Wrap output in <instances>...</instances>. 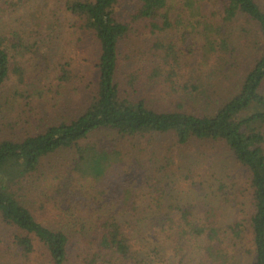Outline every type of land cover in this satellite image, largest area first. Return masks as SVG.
Returning <instances> with one entry per match:
<instances>
[{"label": "trees", "instance_id": "1", "mask_svg": "<svg viewBox=\"0 0 264 264\" xmlns=\"http://www.w3.org/2000/svg\"><path fill=\"white\" fill-rule=\"evenodd\" d=\"M14 15L29 27L15 29ZM256 28L262 54L219 100L216 81L240 64L234 41H247ZM88 40L96 56L91 81L73 59H57L53 66L37 42ZM126 41L147 43L126 55L131 68L123 72ZM175 41L196 55L191 70ZM35 54L37 66L49 65L40 75L43 92L48 88L56 99L64 88L79 91L81 85L83 108L38 134L0 140L1 253L14 251L20 264H31L39 248L49 264H164L168 251L176 264H264L261 0H0V91L17 78L21 91L13 96L25 100L17 122L4 123L5 129L19 126L22 115L26 123L33 118L36 95L27 92ZM203 78L215 82L205 86ZM143 83L171 98L175 108L157 109L147 98L137 99ZM166 135L177 147L194 141L225 145L247 172L250 216L225 220L216 205L225 201L219 191L204 193L203 183L193 182L199 197L179 199L173 156L161 165L149 160L141 183L131 182L122 145ZM62 154L67 164L54 166L53 182L41 185L48 160ZM153 154L159 159L157 149ZM34 188L46 199L44 209L53 203L72 221V231L36 217L24 201ZM232 201L228 196L226 203Z\"/></svg>", "mask_w": 264, "mask_h": 264}, {"label": "rangeland", "instance_id": "2", "mask_svg": "<svg viewBox=\"0 0 264 264\" xmlns=\"http://www.w3.org/2000/svg\"><path fill=\"white\" fill-rule=\"evenodd\" d=\"M264 5V0H261ZM49 10V9H45ZM19 19L17 16H13ZM25 25L20 19L15 22V29H26ZM259 30L254 29L250 38L247 41H234L239 47L240 64L237 66L236 71H231L229 76H225L221 82L216 81L217 90L219 91V96L227 95L235 85V79L242 77L248 68L253 64L255 59L262 54L263 47L259 38ZM36 42V41H33ZM43 46V52L47 53L52 62L53 66L56 65L57 59H73L74 68L85 76L89 81L96 76L95 68V43L91 40L88 41H75L74 44H68V41H37ZM178 48L182 49L183 61L187 62L188 70H191V65L193 64L196 55L190 52V47L184 41H175ZM147 41H126L122 45L123 57L126 55L134 54V50L143 47ZM51 49V50H49ZM32 56V55H31ZM35 60L33 61L35 65L29 70L28 82L31 88L27 93H34V106L36 108L33 118L30 123L24 122L25 116L22 115L23 120H19L20 124H16L17 127L10 130L5 129L4 123H15L18 114L23 110L24 99L13 96L19 89L21 83L17 78H13L11 82L7 84L0 91V140L11 137L12 135L16 138L23 139L28 134H38L44 131L48 126L62 121L72 116L77 115L83 108L81 101L84 97L82 94L83 86L80 85L79 91H73L72 89L66 87L63 90V94L60 96H52L47 94L49 92L47 88V93L43 92V85L46 82L40 83V75L43 77L44 68H48L49 65H36L38 64L37 55L32 56ZM122 59L124 64L122 71L129 70L131 68L130 61L127 59ZM32 62V63H33ZM33 63V64H34ZM236 72V73H235ZM228 74V72L226 73ZM228 74V75H229ZM225 75V74H224ZM205 86L209 85L215 80L201 79ZM22 86V85H21ZM139 95H134L138 98H147L151 106H155L157 109H174L176 104L171 98L165 99V96L158 94V89L153 88L151 84H139ZM24 92L25 88H22ZM37 91V92H36ZM264 94V88H263ZM55 99V100H54ZM216 99V96H215ZM215 103V102H214ZM190 106V105H189ZM191 109L202 111L201 108H195L190 106ZM199 107V106H198ZM214 106H210V110ZM17 122V121H16ZM157 149L159 152V159L153 157V150ZM122 159L123 168L125 171V176L131 182L136 185L140 184L142 179L140 177L141 170L145 168L147 162H156L161 165L162 160L165 157H174L176 166H173L172 172H175L176 177L179 178L180 185L176 191L179 199L184 197H199L195 195L199 193L197 187L193 185L194 183H203L204 193H214L218 192L225 204L221 201H216V205L219 207L221 214L225 216V220H237L244 217H249L252 211V203L250 198V192L248 189L247 172L244 168L237 166L231 152L229 149L223 145L212 142H199L194 141L186 146L177 147L175 145V139L171 135L161 136L153 141L139 139L137 141H128L122 145ZM67 157L65 155L53 156L48 160L46 168L43 170L44 178L42 180L43 186H47L49 183L53 182L52 174H50L51 169L57 166L59 163L66 165ZM192 170V173L187 170V167ZM165 174V172H164ZM186 175H190V179H186ZM52 180V181H51ZM178 186V185H177ZM39 189V188H38ZM221 190V191H220ZM36 190V188L30 190L25 196L24 201L29 203L28 206L35 213L36 217L46 225L52 228L63 227L68 231H72V221L69 218L64 219L60 216L57 208L53 203L49 204L45 209L42 204L46 201L44 195ZM231 197L232 202L227 204L228 196ZM219 196V197H220ZM205 197V196H204ZM205 200H209L206 197ZM64 216V215H63ZM167 252L164 254V264H176L174 262V257L172 253ZM165 253V252H164ZM43 250L39 248V251L35 253L31 264H49V260L45 257ZM23 263L21 258H18L14 251H9L6 253L0 252V264H20ZM25 264V263H24Z\"/></svg>", "mask_w": 264, "mask_h": 264}]
</instances>
